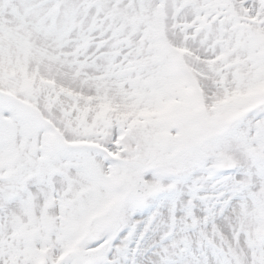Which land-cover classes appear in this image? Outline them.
Returning <instances> with one entry per match:
<instances>
[{"label":"snow or ice","instance_id":"snow-or-ice-1","mask_svg":"<svg viewBox=\"0 0 264 264\" xmlns=\"http://www.w3.org/2000/svg\"><path fill=\"white\" fill-rule=\"evenodd\" d=\"M0 264H264V0H0Z\"/></svg>","mask_w":264,"mask_h":264}]
</instances>
